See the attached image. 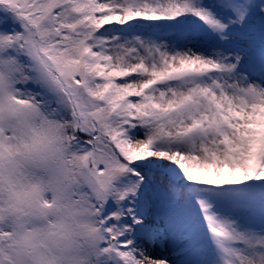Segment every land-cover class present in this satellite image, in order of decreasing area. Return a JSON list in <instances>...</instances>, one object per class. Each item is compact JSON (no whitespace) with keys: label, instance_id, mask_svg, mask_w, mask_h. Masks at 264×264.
I'll return each mask as SVG.
<instances>
[{"label":"snow or ice","instance_id":"1","mask_svg":"<svg viewBox=\"0 0 264 264\" xmlns=\"http://www.w3.org/2000/svg\"><path fill=\"white\" fill-rule=\"evenodd\" d=\"M0 264H264V0H0Z\"/></svg>","mask_w":264,"mask_h":264}]
</instances>
